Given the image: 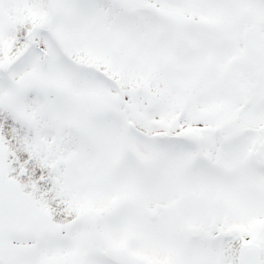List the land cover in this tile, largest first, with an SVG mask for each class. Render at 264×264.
Masks as SVG:
<instances>
[{
    "label": "snow or ice",
    "instance_id": "6c2138e0",
    "mask_svg": "<svg viewBox=\"0 0 264 264\" xmlns=\"http://www.w3.org/2000/svg\"><path fill=\"white\" fill-rule=\"evenodd\" d=\"M0 264H264V0H0Z\"/></svg>",
    "mask_w": 264,
    "mask_h": 264
}]
</instances>
